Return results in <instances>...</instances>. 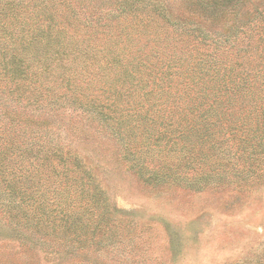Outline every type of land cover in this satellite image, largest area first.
Listing matches in <instances>:
<instances>
[{
  "label": "trees",
  "instance_id": "obj_1",
  "mask_svg": "<svg viewBox=\"0 0 264 264\" xmlns=\"http://www.w3.org/2000/svg\"><path fill=\"white\" fill-rule=\"evenodd\" d=\"M178 19L155 0H0V264L15 246L54 264L118 241L121 221L74 146L83 133L71 112L146 183L201 191L230 171L263 176L252 163H264V29L245 38L244 66ZM228 143L248 152V176L222 165L238 163ZM25 182L42 187L38 199L23 196Z\"/></svg>",
  "mask_w": 264,
  "mask_h": 264
},
{
  "label": "rangeland",
  "instance_id": "obj_2",
  "mask_svg": "<svg viewBox=\"0 0 264 264\" xmlns=\"http://www.w3.org/2000/svg\"><path fill=\"white\" fill-rule=\"evenodd\" d=\"M108 1L92 0V4L102 7ZM155 1L178 17L180 24L200 29L207 39H219L217 44L210 43L209 51L216 52L218 48L220 53L236 56L235 62L244 66L243 55L251 51L245 38L264 29V15L244 17L254 7L264 5V0ZM101 11L104 13L105 9ZM226 40L230 42L225 43ZM257 63L258 59L251 61L250 66ZM79 118L75 112L70 113V120L83 133L75 138L74 146L106 193L117 221H121L112 231L118 241L102 251L81 250L76 252L78 256H66L54 264H264V163H252L259 166L258 176L263 175L258 180H238L230 171L229 183L224 181L218 187L207 185L201 191L146 183L131 169L130 162L121 157L112 138ZM227 137L226 134L223 139ZM227 150L238 153V163L226 158L222 165L242 167L239 160L243 159L240 175L248 176L246 170L249 172L251 168V161L246 160L248 152L244 154L230 147V143ZM25 184L27 190L18 187L26 191L23 196L38 199L42 187H36V193H32L34 184ZM100 234L104 242L109 239L107 230H101ZM111 248L114 250L110 253ZM1 252L9 264H38L43 255L38 250L18 246L13 251Z\"/></svg>",
  "mask_w": 264,
  "mask_h": 264
}]
</instances>
